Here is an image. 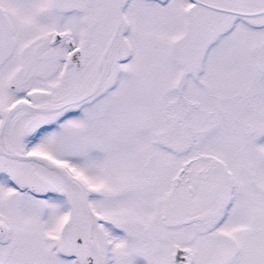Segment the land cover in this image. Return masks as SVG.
I'll list each match as a JSON object with an SVG mask.
<instances>
[{
	"label": "snow or ice",
	"instance_id": "obj_1",
	"mask_svg": "<svg viewBox=\"0 0 264 264\" xmlns=\"http://www.w3.org/2000/svg\"><path fill=\"white\" fill-rule=\"evenodd\" d=\"M0 264H264V0H0Z\"/></svg>",
	"mask_w": 264,
	"mask_h": 264
}]
</instances>
